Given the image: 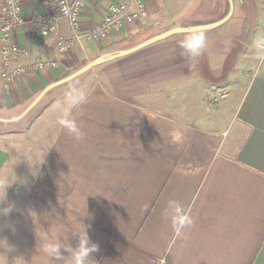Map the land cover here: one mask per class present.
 <instances>
[{
    "label": "crops",
    "instance_id": "1",
    "mask_svg": "<svg viewBox=\"0 0 264 264\" xmlns=\"http://www.w3.org/2000/svg\"><path fill=\"white\" fill-rule=\"evenodd\" d=\"M118 1L87 0L80 39L61 54L55 35L31 25L4 41L0 0V74L6 46L27 52L10 56L24 74L4 86L0 77V210L11 209L0 213V244L10 264L17 256L48 264L39 227L74 247L81 224L98 246L91 264H264V69L257 75L254 48L264 37V0H232L224 23L192 32L207 37L197 57L180 47L192 33L178 34L91 69L95 81L77 87L88 94L74 113L82 141L57 123L56 102L72 81L29 109L101 56L229 13L227 0H142L136 20L83 39ZM20 3L26 21L58 16L54 0ZM129 12L137 13L134 3ZM58 33L71 36L65 21ZM34 59L58 68L32 70ZM174 129L184 133L179 146L169 140ZM169 200L193 219L179 234L164 214Z\"/></svg>",
    "mask_w": 264,
    "mask_h": 264
},
{
    "label": "clouds",
    "instance_id": "2",
    "mask_svg": "<svg viewBox=\"0 0 264 264\" xmlns=\"http://www.w3.org/2000/svg\"><path fill=\"white\" fill-rule=\"evenodd\" d=\"M206 41L207 37L205 34L192 33L180 43V47L190 57H197L201 54ZM254 48L255 58L259 62L257 69V75H259L260 71L264 69V37L258 38L255 41ZM87 99L88 94L84 89L72 86L56 102V110L58 112L57 123L78 142L84 139L85 133L74 118V113L87 102ZM169 140L172 145L179 146L184 141V133L174 129L169 133ZM10 210V208L2 209L0 213L7 214ZM164 214L177 234L181 233L185 227L193 224V219L188 211L176 200H169L167 202ZM72 235L77 240L74 247L67 243V237L64 239H61L59 236L52 238L47 229L39 227V230L35 232V236L39 242V252L45 257L48 264H53V262L55 264H91L90 254L98 251V246L90 242L86 226L81 224L80 231ZM0 248L4 249V251H0V264H10L6 254L10 249L4 243L0 244ZM64 253H67V255H64ZM11 264H24V261L21 257L17 256L13 258Z\"/></svg>",
    "mask_w": 264,
    "mask_h": 264
},
{
    "label": "built area",
    "instance_id": "3",
    "mask_svg": "<svg viewBox=\"0 0 264 264\" xmlns=\"http://www.w3.org/2000/svg\"><path fill=\"white\" fill-rule=\"evenodd\" d=\"M4 7L5 22L2 27L3 39L7 40L12 30L25 27L27 25L38 28L43 37L55 35L59 41V52L63 54L67 51L69 41L80 39L79 35V19L87 0H54L58 16H36L26 21L22 16L20 0H1ZM135 4L137 13L129 12L132 4ZM144 4L142 0H119L112 4L107 15L101 23L97 25L90 33L83 35L86 41H95L102 39L108 35L113 29H118L122 24L131 23L137 19L138 14L143 13ZM60 21L67 23L71 33L69 38H65L58 33ZM27 56V52L18 46L8 45L2 50V71L0 74L1 85L4 86L14 78L24 74V67H10V56ZM32 70H48L57 69L58 65L53 61H44L34 59L30 65Z\"/></svg>",
    "mask_w": 264,
    "mask_h": 264
},
{
    "label": "water",
    "instance_id": "4",
    "mask_svg": "<svg viewBox=\"0 0 264 264\" xmlns=\"http://www.w3.org/2000/svg\"><path fill=\"white\" fill-rule=\"evenodd\" d=\"M228 3H229V6H230V9H229V13L228 15L221 21L219 22H216V23H213V24H209V25H205V26H199V27H191V28H176V29H173V30H170V31H167L165 33H162L152 39H149L147 40L146 42L132 48V49H129V50H126V51H122V52H119L117 54H113V55H107V56H101L97 59H95L94 61L90 62L89 64L85 65L83 68H81L80 70L76 71L75 73L57 81L56 83L48 86L46 89H44V91L36 98V100L31 104V106L29 107V109H31L34 105H36L40 99L47 93L49 92L50 90H52L53 88L55 87H58V86H61L65 83H68L80 76H82L83 74L87 73L88 71H90L91 69L97 67V66H100V65H103L105 63H108L110 61H113L115 59H118V58H121V57H124V56H127V55H130L144 47H147L151 44H154L156 42H159V41H162L164 39H167L171 36H174V35H178V34H188V33H192V32H198V31H203V30H209V29H213L219 25H221L222 23H224L231 15L232 13V0H227ZM27 109V111L29 110ZM26 113V112H25Z\"/></svg>",
    "mask_w": 264,
    "mask_h": 264
},
{
    "label": "rangeland",
    "instance_id": "5",
    "mask_svg": "<svg viewBox=\"0 0 264 264\" xmlns=\"http://www.w3.org/2000/svg\"><path fill=\"white\" fill-rule=\"evenodd\" d=\"M100 69V68H99ZM98 69L90 70L89 72L83 74L82 76L76 78L75 80H72L65 88L63 87L62 89H67L68 87H89L94 81L96 77V72Z\"/></svg>",
    "mask_w": 264,
    "mask_h": 264
},
{
    "label": "trees",
    "instance_id": "6",
    "mask_svg": "<svg viewBox=\"0 0 264 264\" xmlns=\"http://www.w3.org/2000/svg\"><path fill=\"white\" fill-rule=\"evenodd\" d=\"M226 7H227V13H228V11H229V4H228V2L226 1Z\"/></svg>",
    "mask_w": 264,
    "mask_h": 264
}]
</instances>
